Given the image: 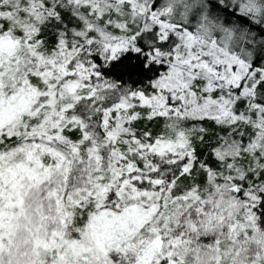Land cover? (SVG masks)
Masks as SVG:
<instances>
[{
    "label": "snow or ice",
    "instance_id": "snow-or-ice-1",
    "mask_svg": "<svg viewBox=\"0 0 264 264\" xmlns=\"http://www.w3.org/2000/svg\"><path fill=\"white\" fill-rule=\"evenodd\" d=\"M0 264H264V0H0Z\"/></svg>",
    "mask_w": 264,
    "mask_h": 264
}]
</instances>
